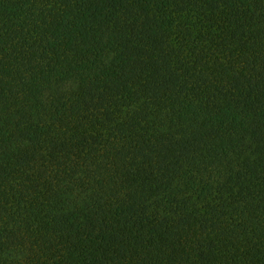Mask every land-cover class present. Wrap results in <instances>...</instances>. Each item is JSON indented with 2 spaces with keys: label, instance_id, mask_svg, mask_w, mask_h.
<instances>
[{
  "label": "trees",
  "instance_id": "trees-1",
  "mask_svg": "<svg viewBox=\"0 0 264 264\" xmlns=\"http://www.w3.org/2000/svg\"><path fill=\"white\" fill-rule=\"evenodd\" d=\"M0 264H264V0H0Z\"/></svg>",
  "mask_w": 264,
  "mask_h": 264
}]
</instances>
